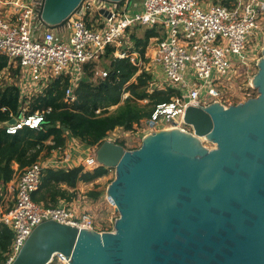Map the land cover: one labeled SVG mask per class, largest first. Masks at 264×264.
Listing matches in <instances>:
<instances>
[{"label": "water", "instance_id": "95a60500", "mask_svg": "<svg viewBox=\"0 0 264 264\" xmlns=\"http://www.w3.org/2000/svg\"><path fill=\"white\" fill-rule=\"evenodd\" d=\"M85 1L43 0V27L61 28ZM254 63L257 93L229 106L188 105L192 132L152 131L130 150L107 139L96 147L98 165L115 175L106 189L118 213L112 232L43 221L11 264L56 255L67 264H264V47Z\"/></svg>", "mask_w": 264, "mask_h": 264}, {"label": "built area", "instance_id": "2783aa9c", "mask_svg": "<svg viewBox=\"0 0 264 264\" xmlns=\"http://www.w3.org/2000/svg\"><path fill=\"white\" fill-rule=\"evenodd\" d=\"M42 1L0 0V7L6 9L4 16H0V55L9 61L0 72V86L13 84L21 98H28L42 93L52 80L67 76L69 86L65 96L71 101L72 89L82 79L85 63L97 61L108 46L114 47V57L127 56L124 50L132 47L130 29L154 27L162 30L165 37L151 38L155 44L151 48L150 64L140 59L134 63L137 56L131 60L138 67L137 73L143 70L152 74L149 67L157 65L165 82L180 91V98L154 107L150 118L144 121L148 133L166 123L191 131L183 122L188 105L206 106L213 101L221 104L220 77L227 80L253 60L250 58L253 38L259 33L264 17V0H124L120 3L96 0V20L100 24H89L85 9H80L64 28L68 30L67 37L59 38L54 31L44 28L39 19ZM100 10L109 16H103ZM148 56L145 53V59ZM16 68L18 72L13 75L12 69ZM96 75L107 74L103 71ZM13 119L14 124H5L7 134L25 127L39 129L43 115L22 113ZM96 147L88 148L80 161L85 170L99 166ZM62 160L32 163L18 176L12 205L3 207L0 200V225L13 233L4 264H11L32 230L43 221L96 230L93 217L73 201L45 207L32 199L45 168H71L68 156Z\"/></svg>", "mask_w": 264, "mask_h": 264}, {"label": "trees", "instance_id": "16d2710c", "mask_svg": "<svg viewBox=\"0 0 264 264\" xmlns=\"http://www.w3.org/2000/svg\"><path fill=\"white\" fill-rule=\"evenodd\" d=\"M143 29L142 37L130 33L132 48L124 50L127 56L114 57L112 46L105 49L100 57L108 61L104 65L105 77L96 75L95 63L100 58L85 63L82 79L72 89L71 101L65 96L69 86L67 76L52 80L42 93L28 98H21L13 84L0 86V190L13 178L14 164L17 170L22 171L37 160L48 157L54 150L62 149L69 138L78 139L85 146H98L115 129L132 131L134 126L150 118L156 105L180 98V91L174 87L149 90L152 75L144 71L137 73L138 67L134 63L137 59L146 60L144 56L149 40L165 37L164 32L157 28ZM132 53L137 55L134 63L130 56ZM8 62L6 56L0 55V72L6 69ZM17 72L18 68L12 69L13 75ZM22 113L42 114L41 127H25L15 134H7L5 124ZM116 143L123 146L122 142ZM109 170L103 166L85 170L81 165L69 169L45 168L32 199L45 207H54L60 201L70 202L76 198L77 183H91L105 176ZM86 194L97 199L101 193L89 191ZM12 239L10 228L0 225V264H4Z\"/></svg>", "mask_w": 264, "mask_h": 264}, {"label": "rangeland", "instance_id": "374dc122", "mask_svg": "<svg viewBox=\"0 0 264 264\" xmlns=\"http://www.w3.org/2000/svg\"><path fill=\"white\" fill-rule=\"evenodd\" d=\"M96 0H87L83 3L86 7L87 19L88 23H92V25H99V21L96 20L98 10L95 9ZM96 12V13H95ZM72 17V16H71ZM262 24L259 29V33L255 35L253 38L254 42L252 43V53L250 55L251 60L246 66L241 67L237 72L232 74L227 80L222 79L221 84L219 85V91L221 92V104L224 106L238 104L241 101H246L247 97L252 98L253 93H257V90L252 85L253 76L256 74L255 63L260 60L262 47H264V17L262 18ZM96 20V21H95ZM67 24V23H66ZM65 25L61 26L54 31L55 35L59 38H64L68 32L65 28ZM145 27H135L130 29L129 33L135 34L137 37H142L144 34ZM252 40V41H253ZM132 44V42H130ZM154 41L152 39L149 40L148 45L146 47L145 53L148 54V58L144 60L143 63L150 64V58L152 55L151 48L154 45ZM132 48V47H131ZM129 48V49H131ZM130 55V54H129ZM132 58H135L137 55L132 53L130 55ZM142 61V60H141ZM107 60L100 58L95 64L96 72L105 71V64H107ZM143 71V70H141ZM149 71L152 73V79L149 82V90L153 89H165L168 86H171L164 80L163 73L161 69L157 65H151L149 67ZM96 79V76H94ZM194 79V77H191ZM126 95V94H124ZM144 103V102H142ZM173 127L172 123L164 124V127L159 126L156 130H163L166 128ZM146 124L141 121L140 124L134 126V129L129 132H125L120 128L115 129L114 131L108 134L109 138L116 139L118 142H122L125 149H136L141 145L142 138L145 135L150 133L147 132ZM191 130V127L188 128ZM187 130V129H186ZM189 132H192L189 131ZM146 133V134H145ZM203 140V141H202ZM203 145L208 149H213L215 146L212 142L202 139ZM87 152V151H86ZM85 156L86 154L83 153ZM83 156V157H84ZM45 159V158H43ZM39 159V160H43ZM114 170L110 169L105 176H102L91 183H77L75 192L76 198L72 201L80 206L81 209H86L87 212L94 219V228L99 232H112L114 222L118 217V213L115 211L114 206L109 202L110 200L106 196V189L110 182L114 179ZM95 191L100 192V196L97 199L89 198L87 196V192ZM75 200V201H74ZM53 264H65L61 261L60 257L55 256L52 259Z\"/></svg>", "mask_w": 264, "mask_h": 264}, {"label": "crops", "instance_id": "0c3cea01", "mask_svg": "<svg viewBox=\"0 0 264 264\" xmlns=\"http://www.w3.org/2000/svg\"><path fill=\"white\" fill-rule=\"evenodd\" d=\"M5 12H6V9L0 7V15L4 16ZM66 37H67V34L64 38ZM107 139L113 142L117 141L116 139L109 138V137ZM88 148L90 147L83 145L78 139L69 138L66 142V145L62 149L54 150L45 159L51 160V161L63 162L62 159L68 155L69 161L67 163L68 165L70 163L69 167H76L80 164L81 159L85 157L83 153L86 154V150H88ZM13 169L15 170V174L13 178L0 190V200L1 202H3L2 204L3 207L12 205L14 201L16 184H17L18 176L21 171L17 170L16 164L13 165Z\"/></svg>", "mask_w": 264, "mask_h": 264}, {"label": "bare ground", "instance_id": "6f19581e", "mask_svg": "<svg viewBox=\"0 0 264 264\" xmlns=\"http://www.w3.org/2000/svg\"><path fill=\"white\" fill-rule=\"evenodd\" d=\"M83 8H84L85 11H86V7H85V5L82 4V6H81L80 9H83ZM39 11H40V10H39ZM76 13H77V12H76ZM76 13H74L73 15H75ZM86 13H88V12L86 11ZM73 15H72V16H73ZM0 16H1V15H0ZM1 17H2V16H1ZM86 17H87V14H86ZM39 19H40V18H39ZM40 21H41V20H40ZM55 30H56V29H54V31H55ZM226 106H227V105H226ZM183 116H184V115H183ZM175 126H176V125H175ZM176 127H178V126H176ZM170 128H171V129H175V127H170ZM42 129H43V128H42ZM178 129H179V128H178ZM37 131H38V130H37ZM202 141H203V140H202ZM67 156H68V155H67ZM69 165H70V163H69ZM64 169H65V168H64ZM68 169H69V168H68ZM2 203H3V202H2ZM61 260H62V259H61ZM62 261H64V260H62ZM65 262H66V264H67V261H65ZM65 262H64V263H65Z\"/></svg>", "mask_w": 264, "mask_h": 264}]
</instances>
